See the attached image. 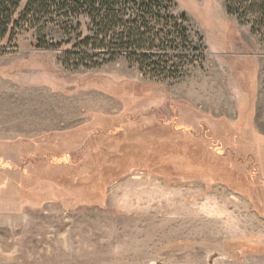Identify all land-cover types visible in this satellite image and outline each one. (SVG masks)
Returning <instances> with one entry per match:
<instances>
[{
    "label": "rangeland",
    "instance_id": "rangeland-1",
    "mask_svg": "<svg viewBox=\"0 0 264 264\" xmlns=\"http://www.w3.org/2000/svg\"><path fill=\"white\" fill-rule=\"evenodd\" d=\"M162 2L191 43L154 78L94 48L87 17L21 1L0 38V264H264V40L225 0Z\"/></svg>",
    "mask_w": 264,
    "mask_h": 264
},
{
    "label": "trees",
    "instance_id": "trees-1",
    "mask_svg": "<svg viewBox=\"0 0 264 264\" xmlns=\"http://www.w3.org/2000/svg\"><path fill=\"white\" fill-rule=\"evenodd\" d=\"M21 1L0 0V38L6 35L7 42L11 41L14 29L17 26L22 27V24L15 20ZM70 10L74 15L89 19L96 33V38L90 41H97L99 35L103 36L100 44L94 48L97 50L108 48L113 55L125 53L126 58L133 59L141 73H149L154 78H158V75L166 71L165 61L178 52L179 47H187L191 43L185 26L186 17L172 15L162 0H25L24 5L25 15H30L31 18L39 13L50 15ZM225 11L248 22L251 31L259 34L264 40V0H225ZM83 45L88 48L89 44ZM65 55L73 53L65 52ZM188 56L180 52L178 60L186 59ZM198 56L201 57L200 54ZM188 63H192V60L190 59ZM78 65L80 64L76 66ZM221 146L219 140L212 141V148L216 152ZM247 155L253 156L250 153ZM70 157L65 159L71 160V163L73 160ZM21 160L33 158L23 156ZM8 164L11 166L10 162ZM256 167L258 162L253 156L252 175H258Z\"/></svg>",
    "mask_w": 264,
    "mask_h": 264
},
{
    "label": "bare ground",
    "instance_id": "bare-ground-1",
    "mask_svg": "<svg viewBox=\"0 0 264 264\" xmlns=\"http://www.w3.org/2000/svg\"><path fill=\"white\" fill-rule=\"evenodd\" d=\"M214 72L216 73V75L218 74V72H217V69H215L214 68ZM211 74V73H210ZM213 76V75H212ZM215 77V76H214ZM221 77V76H220ZM214 79V78H213ZM204 85H203V89H204V91L207 93V92H209V93H207V94H210L211 95V97H213V98H215L216 97V95H215V89H214V87H213V82L211 81V78L210 79H208V78H204ZM214 85H216V84H214ZM219 88V87H218ZM224 90V89H223ZM203 92V91H202ZM204 93V92H203ZM205 95V94H204Z\"/></svg>",
    "mask_w": 264,
    "mask_h": 264
}]
</instances>
